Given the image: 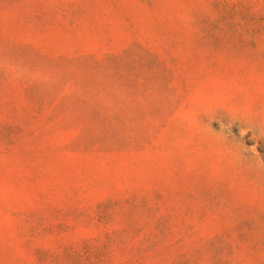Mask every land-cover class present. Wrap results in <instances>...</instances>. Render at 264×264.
I'll return each instance as SVG.
<instances>
[{
    "label": "rangeland",
    "instance_id": "1",
    "mask_svg": "<svg viewBox=\"0 0 264 264\" xmlns=\"http://www.w3.org/2000/svg\"><path fill=\"white\" fill-rule=\"evenodd\" d=\"M0 264H264V0H0Z\"/></svg>",
    "mask_w": 264,
    "mask_h": 264
}]
</instances>
